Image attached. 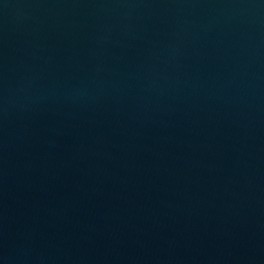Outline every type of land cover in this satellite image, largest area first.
I'll return each instance as SVG.
<instances>
[{"label":"water","instance_id":"1","mask_svg":"<svg viewBox=\"0 0 264 264\" xmlns=\"http://www.w3.org/2000/svg\"><path fill=\"white\" fill-rule=\"evenodd\" d=\"M0 264H264V0H0Z\"/></svg>","mask_w":264,"mask_h":264}]
</instances>
